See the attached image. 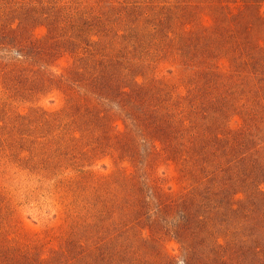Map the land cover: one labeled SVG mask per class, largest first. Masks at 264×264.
I'll return each instance as SVG.
<instances>
[{
    "label": "rangeland",
    "instance_id": "obj_1",
    "mask_svg": "<svg viewBox=\"0 0 264 264\" xmlns=\"http://www.w3.org/2000/svg\"><path fill=\"white\" fill-rule=\"evenodd\" d=\"M0 264H264V0H0Z\"/></svg>",
    "mask_w": 264,
    "mask_h": 264
},
{
    "label": "trees",
    "instance_id": "obj_2",
    "mask_svg": "<svg viewBox=\"0 0 264 264\" xmlns=\"http://www.w3.org/2000/svg\"><path fill=\"white\" fill-rule=\"evenodd\" d=\"M162 120V119H161ZM151 124V123H150ZM149 124V122L147 123V127L146 128H150L152 131H150L149 135H151V137H155L156 139H160L161 141H163V143H165L166 145L168 144V140L171 139H176L178 140V138H181V135L183 136L182 133H179L178 129L172 130V129H165L164 125H163V120L161 122V124H157L154 127ZM168 130H170V132H168ZM172 130V132H171ZM143 132V131H142ZM147 135V134H146ZM179 151H176L175 153L177 154Z\"/></svg>",
    "mask_w": 264,
    "mask_h": 264
}]
</instances>
